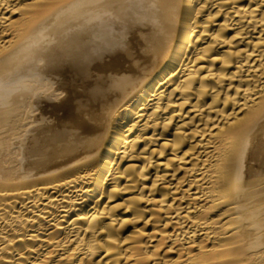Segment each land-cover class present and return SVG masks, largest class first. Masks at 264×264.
<instances>
[{
  "label": "bare ground",
  "instance_id": "1",
  "mask_svg": "<svg viewBox=\"0 0 264 264\" xmlns=\"http://www.w3.org/2000/svg\"><path fill=\"white\" fill-rule=\"evenodd\" d=\"M0 264H264V0H0Z\"/></svg>",
  "mask_w": 264,
  "mask_h": 264
}]
</instances>
